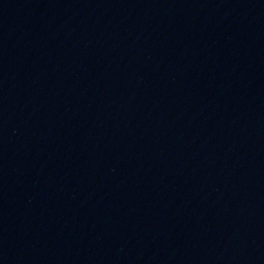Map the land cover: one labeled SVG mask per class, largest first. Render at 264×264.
<instances>
[{
    "label": "water",
    "instance_id": "95a60500",
    "mask_svg": "<svg viewBox=\"0 0 264 264\" xmlns=\"http://www.w3.org/2000/svg\"><path fill=\"white\" fill-rule=\"evenodd\" d=\"M0 264H264V0H0Z\"/></svg>",
    "mask_w": 264,
    "mask_h": 264
}]
</instances>
